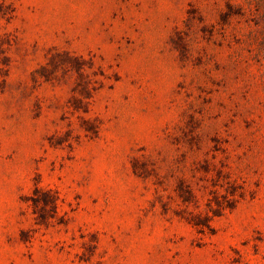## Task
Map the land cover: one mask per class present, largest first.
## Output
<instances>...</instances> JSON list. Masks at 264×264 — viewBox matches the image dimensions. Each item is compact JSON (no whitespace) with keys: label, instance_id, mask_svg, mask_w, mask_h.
Instances as JSON below:
<instances>
[{"label":"rangeland","instance_id":"obj_1","mask_svg":"<svg viewBox=\"0 0 264 264\" xmlns=\"http://www.w3.org/2000/svg\"><path fill=\"white\" fill-rule=\"evenodd\" d=\"M0 264H264V0H0Z\"/></svg>","mask_w":264,"mask_h":264}]
</instances>
